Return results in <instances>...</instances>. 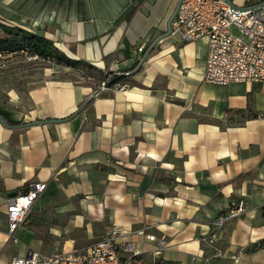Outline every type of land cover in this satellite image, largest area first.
I'll return each mask as SVG.
<instances>
[{"label":"crops","instance_id":"obj_1","mask_svg":"<svg viewBox=\"0 0 264 264\" xmlns=\"http://www.w3.org/2000/svg\"><path fill=\"white\" fill-rule=\"evenodd\" d=\"M178 5L0 0V38L1 26L17 27L98 72L126 77L119 88L101 91L75 82L77 71L51 64L24 94L0 104V264L48 248L36 220L66 197L83 196L93 224L119 228L148 260L156 244L138 232L164 239V264H209L216 247L232 256L264 239V84L204 82L206 40L164 37ZM140 45L144 52L134 53ZM37 182L46 190L11 239L6 199ZM239 202L245 213L208 247L200 237L210 238L214 220ZM63 208L53 213L69 212ZM257 250L240 264H264V248Z\"/></svg>","mask_w":264,"mask_h":264},{"label":"built area","instance_id":"obj_2","mask_svg":"<svg viewBox=\"0 0 264 264\" xmlns=\"http://www.w3.org/2000/svg\"><path fill=\"white\" fill-rule=\"evenodd\" d=\"M169 37L179 43L206 40L203 81L208 84H264V0L244 6L235 5L230 0H179L170 22ZM133 52L143 53L144 46H137ZM112 74L119 76L116 72ZM108 82L101 83V91L109 90ZM119 87L120 84H116L112 88ZM46 187L45 183H31L25 192L6 199L9 238H14L25 224ZM245 211L243 202L233 204L216 218L210 238L204 239V243L212 247L220 227L239 218ZM138 235L156 244L149 252L150 260L147 259L148 252L127 241L126 235L112 226L87 247L78 249L66 245L50 253L29 250L23 256L13 258L9 264H164L161 254L167 249L165 240L147 235L143 230Z\"/></svg>","mask_w":264,"mask_h":264},{"label":"rangeland","instance_id":"obj_3","mask_svg":"<svg viewBox=\"0 0 264 264\" xmlns=\"http://www.w3.org/2000/svg\"><path fill=\"white\" fill-rule=\"evenodd\" d=\"M232 32L236 33L234 29H232ZM50 65L51 63L49 62H44L39 58L30 57L23 53L0 56V104L3 103L4 105H7L8 98L11 93L24 94L27 89L32 86L31 82L37 81V73H39V70L41 68L49 67ZM107 75L108 74L98 72L94 69L82 67L81 70H78L76 74L71 76V78L74 79L75 82H81L83 84L91 85L92 87H98L101 86L103 81L107 82V79H112V77H114L113 75L110 77ZM82 201L83 196H79L75 200H72L70 197H66V200H63L61 204L59 202L57 203V207L59 208H55L54 210L57 211L64 207L63 210L69 212L64 213L63 216H59L56 213H53V207H49L44 212L45 215L39 220H36L37 223L41 224L38 228L47 232L46 238L49 246L43 251L44 253H49L54 248H61L65 243L72 242L74 248L79 249L87 247L96 241L102 234V231L106 229L102 223H100V226L93 224V220L88 219L84 215L85 213L82 211L81 207ZM235 219L237 218L229 220L222 227H220L217 231L218 238L221 237V231H223L222 229L225 225L233 222ZM51 228L60 229L62 232L56 235L55 238H52V235L48 234ZM205 237H200V239L204 240ZM214 249L215 250H212L213 256L209 264H215L221 259H233L232 261L234 264H240L239 259H241L242 256H244L242 257L243 259L247 256H252L258 251L250 246L243 250L232 252V256H229L225 254L223 255L220 247H216ZM202 264L208 263L204 260Z\"/></svg>","mask_w":264,"mask_h":264},{"label":"trees","instance_id":"obj_4","mask_svg":"<svg viewBox=\"0 0 264 264\" xmlns=\"http://www.w3.org/2000/svg\"><path fill=\"white\" fill-rule=\"evenodd\" d=\"M132 13L133 10L128 13L127 16L130 17ZM1 29L5 36L3 38H0V56L23 53L30 57L39 58L44 62L65 66L74 71L81 70L82 67H87L97 71L94 66L88 64L85 61L67 57L65 54L59 51L57 47H55L54 43L51 40L39 34L28 32L17 27L13 28L1 26ZM125 79L126 77L123 75H115L106 84V86L113 87L116 84H120ZM26 188L27 187L21 189L19 192H16L12 196L17 195L18 193L25 192ZM251 247L256 250L259 248H264V239L258 243L253 244Z\"/></svg>","mask_w":264,"mask_h":264},{"label":"water","instance_id":"obj_5","mask_svg":"<svg viewBox=\"0 0 264 264\" xmlns=\"http://www.w3.org/2000/svg\"><path fill=\"white\" fill-rule=\"evenodd\" d=\"M175 13H176V12H175ZM174 15H175V14H174ZM174 15L172 16L171 20L173 19ZM170 22H171V21H170ZM169 33H170V23H169L168 32H167L166 35H164V37H168V36H169ZM143 62H144V60H141V61H140V63H139V65H138L137 69L140 68V66L143 64ZM40 123H42V124H46V123H48V121H42V122H40ZM24 126H27V124L24 125ZM21 127H23V126H21Z\"/></svg>","mask_w":264,"mask_h":264}]
</instances>
